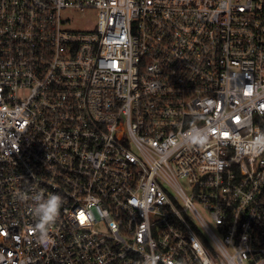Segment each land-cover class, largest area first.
I'll use <instances>...</instances> for the list:
<instances>
[{
  "label": "built area",
  "instance_id": "2783aa9c",
  "mask_svg": "<svg viewBox=\"0 0 264 264\" xmlns=\"http://www.w3.org/2000/svg\"><path fill=\"white\" fill-rule=\"evenodd\" d=\"M260 133L264 0H0V264H264Z\"/></svg>",
  "mask_w": 264,
  "mask_h": 264
},
{
  "label": "clouds",
  "instance_id": "9594fccd",
  "mask_svg": "<svg viewBox=\"0 0 264 264\" xmlns=\"http://www.w3.org/2000/svg\"><path fill=\"white\" fill-rule=\"evenodd\" d=\"M206 139L203 129L195 128L190 130V135L184 137L185 142L195 141L197 143ZM257 153L264 152V133H260L257 138ZM181 145H177L180 147ZM33 213L37 220L34 231L37 232L44 243L49 240V228L56 221L58 212L62 206L63 198L58 194L36 193L33 197ZM234 249V248H233ZM144 264H156L154 257H149Z\"/></svg>",
  "mask_w": 264,
  "mask_h": 264
},
{
  "label": "rangeland",
  "instance_id": "374dc122",
  "mask_svg": "<svg viewBox=\"0 0 264 264\" xmlns=\"http://www.w3.org/2000/svg\"><path fill=\"white\" fill-rule=\"evenodd\" d=\"M64 17L69 19L71 29H81L84 24L92 25L95 22L96 12L91 10L85 12L68 11Z\"/></svg>",
  "mask_w": 264,
  "mask_h": 264
}]
</instances>
